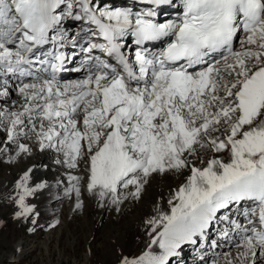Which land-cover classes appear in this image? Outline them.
Instances as JSON below:
<instances>
[{
  "label": "snow or ice",
  "instance_id": "obj_1",
  "mask_svg": "<svg viewBox=\"0 0 264 264\" xmlns=\"http://www.w3.org/2000/svg\"><path fill=\"white\" fill-rule=\"evenodd\" d=\"M138 2L134 10L109 0H0V97L11 83L23 100L0 110L7 142L31 136L40 151L62 154L57 163L83 161L87 191L113 203L119 188L134 186L139 197L152 174L187 171L170 211L148 221L146 249L119 264H172L245 201L258 211L238 258L256 264L257 252L264 257V0H181V15L166 21L157 17L173 0ZM161 41L158 53L149 50ZM66 44L87 75L64 83ZM29 152L18 144L17 155ZM31 172L16 183L17 217L34 211L26 197L46 187L29 186Z\"/></svg>",
  "mask_w": 264,
  "mask_h": 264
},
{
  "label": "rangeland",
  "instance_id": "obj_2",
  "mask_svg": "<svg viewBox=\"0 0 264 264\" xmlns=\"http://www.w3.org/2000/svg\"><path fill=\"white\" fill-rule=\"evenodd\" d=\"M10 87V94L4 97L9 101L0 97V110H18L23 103L11 83ZM19 143L27 145L30 152L17 155ZM48 154L50 159L42 173L46 187L26 201L34 211L17 217L11 204H0V264H119L122 256L138 255L150 240L151 229L147 233L144 228L147 218H157L159 211H170L167 198L187 175L186 170L184 174H152L142 184L139 197L131 194L134 186L119 188V202L113 203L111 197L101 199L87 191L83 161L75 169L57 163L63 161L62 154L50 149L40 151L31 136L8 143L5 127L0 126V184L8 180L14 184L28 164L37 161L39 155ZM72 176L79 177V182L71 180ZM37 177V172L30 174L29 186ZM74 186L80 188L78 199ZM17 194L16 189V199ZM77 202L81 207H76ZM13 203L16 205L15 200ZM243 251V247L227 245L198 264H227L229 260L241 264L244 258L238 257ZM192 253L188 252L186 258ZM247 259L250 261L251 257ZM255 262L264 264L259 252ZM172 264L197 263L186 261L183 255L180 260L173 259Z\"/></svg>",
  "mask_w": 264,
  "mask_h": 264
},
{
  "label": "bare ground",
  "instance_id": "obj_3",
  "mask_svg": "<svg viewBox=\"0 0 264 264\" xmlns=\"http://www.w3.org/2000/svg\"><path fill=\"white\" fill-rule=\"evenodd\" d=\"M174 1L175 0H173V4L171 5V6H165L164 7V10H168V9H173V10H176L175 9V7H174ZM109 2L111 3V4H115V3H117L118 5H120L121 7H134V8H136L138 5H140V4H138L135 0H113V2L112 1H110L109 0ZM166 15H168V17H170L171 18V16L172 17H174V12H168V13H165V15L164 16H166ZM66 27H68V24H66L65 25ZM76 25H74V27H75ZM74 80H78V79H70V80H67V81H64V83H67V82H71V81H74ZM2 101H9L8 99L7 100H5V98L4 97H2V99H1ZM1 101V102H2ZM49 159H50V156H49V154H48V156L47 155H39L38 156V159H37V161H35V162H31L30 164H28V166L24 169V170H22L20 173H19V175H18V180L20 179V177L26 172V171H28L29 169H32V172L34 171V172H37L38 173V175H39V177H37L35 180H34V183H33V186H34V184L35 183H44L43 181H42V173L44 172V169L46 168V161H48L49 162ZM47 162V163H48ZM31 172V173H32ZM17 173V172H16ZM30 173V174H31ZM185 179H186V177H184V178H182L180 181H179V184H178V186H180L184 181H185ZM18 180H16L15 182H14V184H12L9 180L8 181H6V182H4V183H2V184H0V204L2 205H9V204H11L12 205V207H13V210H14V213H16L17 212V210L19 209V207L17 206V205H15L14 203H13V201L14 200H16V198H15V193H16V183H17V181ZM178 189V187L176 186V188H175V191ZM175 191H173V192H171L170 194H169V196H168V198H167V202L172 198V196L174 195V193H175ZM32 196H29V197H27L26 198V200H25V203H26V201H28V200H30V198H31ZM108 197H110V196H108ZM107 198V197H106ZM30 202V201H29ZM34 203V202H33ZM28 204V203H27ZM167 212H169V211H165V212H162V211H159L158 212V216L160 215V213H167ZM153 218H156L155 216H153V215H150L149 216V218H147V220H146V222H145V224H144V228L146 229V231L145 232H147L148 233V231H150V229H151V226L148 224V221L149 220H152ZM18 219V218H17ZM210 232H212V229L210 230ZM245 235H246V233H245ZM222 239H225V240H227L228 242H224V244H225V247H227V245L228 246H232V245H235V244H237V245H241L242 243H243V240H241L240 238H238L237 236H233L231 239L230 238H222ZM244 239V238H243ZM237 240H239V241H237ZM208 244L207 243H205V247H203V248H205L204 250H202L203 252H201V253H199V255H202V254H205L204 255V258H205V256H209V255H211L212 253H216L217 251H219L220 249L218 248V249H211V247L209 246V248L208 247H206ZM190 246H192V243H186V244H184L183 246H182V251H181V255L183 256V255H185L184 253H186L187 251H188V249H190ZM225 247H222L223 249L225 248ZM242 248V247H241ZM233 250H241V249H233ZM199 251H201L200 249H199ZM209 251V252H208ZM198 254H194L192 257H190L191 259H194V260H197V259H200V256H199ZM212 255H214V254H212ZM181 256V257H182ZM184 258H185V256H184ZM204 258H201V260H203ZM182 259V258H181ZM212 264H215V262L214 263H212Z\"/></svg>",
  "mask_w": 264,
  "mask_h": 264
}]
</instances>
